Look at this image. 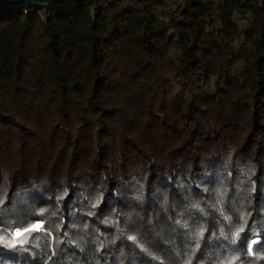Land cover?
I'll use <instances>...</instances> for the list:
<instances>
[{"label":"trees","instance_id":"obj_1","mask_svg":"<svg viewBox=\"0 0 264 264\" xmlns=\"http://www.w3.org/2000/svg\"><path fill=\"white\" fill-rule=\"evenodd\" d=\"M34 223L0 264H264V0L0 6V234Z\"/></svg>","mask_w":264,"mask_h":264},{"label":"snow or ice","instance_id":"obj_2","mask_svg":"<svg viewBox=\"0 0 264 264\" xmlns=\"http://www.w3.org/2000/svg\"><path fill=\"white\" fill-rule=\"evenodd\" d=\"M42 227V223H34L32 224L30 227H24L23 230H21L20 228L15 229V231L12 233V238L11 239H7L5 237V235L0 234V244L6 245V246H10V247H16L17 246V242H18V238L21 236H24L25 233H29L32 232L34 229L35 230H39ZM244 231V227L241 226L239 227L236 232L234 233L235 237H239L240 233ZM204 234V230L201 229L197 235L198 236H203ZM130 239H135V237H130ZM19 243L22 245L24 243H26L25 240H19ZM253 244L256 243L255 240L252 241ZM199 247V244H197V248ZM248 253L252 254V247L250 245H248L247 247ZM238 259V257L233 256L232 260H231V264H234V261ZM223 264V262H222Z\"/></svg>","mask_w":264,"mask_h":264},{"label":"water","instance_id":"obj_3","mask_svg":"<svg viewBox=\"0 0 264 264\" xmlns=\"http://www.w3.org/2000/svg\"><path fill=\"white\" fill-rule=\"evenodd\" d=\"M78 0H0V6L21 7L25 5H47L50 7H63Z\"/></svg>","mask_w":264,"mask_h":264},{"label":"rangeland","instance_id":"obj_4","mask_svg":"<svg viewBox=\"0 0 264 264\" xmlns=\"http://www.w3.org/2000/svg\"><path fill=\"white\" fill-rule=\"evenodd\" d=\"M175 85H176V83L174 80L169 81V87L167 88V90L170 89L171 87H175ZM173 90H175V89H173Z\"/></svg>","mask_w":264,"mask_h":264}]
</instances>
